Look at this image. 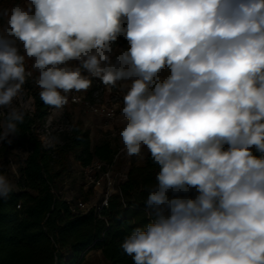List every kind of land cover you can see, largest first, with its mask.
I'll return each instance as SVG.
<instances>
[{
  "label": "clouds",
  "instance_id": "clouds-1",
  "mask_svg": "<svg viewBox=\"0 0 264 264\" xmlns=\"http://www.w3.org/2000/svg\"><path fill=\"white\" fill-rule=\"evenodd\" d=\"M0 20V143L25 120L13 101L30 78L56 110L92 86L82 70L109 91L129 80L122 150L146 148L159 170L150 222L123 253L133 264H264V158L252 151L264 153V0H26ZM119 35L128 48L113 58ZM14 190L0 174V199Z\"/></svg>",
  "mask_w": 264,
  "mask_h": 264
},
{
  "label": "trees",
  "instance_id": "trees-1",
  "mask_svg": "<svg viewBox=\"0 0 264 264\" xmlns=\"http://www.w3.org/2000/svg\"><path fill=\"white\" fill-rule=\"evenodd\" d=\"M17 3L25 0H1L0 8ZM120 44L125 46V42ZM28 83L34 112L25 111L16 136L26 138L29 146L18 170L15 190L7 199H0V264H82L92 249L101 251L106 264H133L120 244L133 228L150 222L144 200L147 188L156 182L158 166L148 153L142 163L130 165L127 179L111 196L108 207L99 213L94 207L73 212L70 204L53 192L61 189L74 172L72 161L80 166L96 159L111 162L118 150L109 141L93 143L81 120H69L70 128L61 132L55 148H45L36 126L51 106L40 99V89L31 79ZM7 111L0 109V132ZM5 148L6 143H0V157ZM252 151L257 158H264V153L254 147ZM92 195L90 189L82 194L83 200L88 202ZM180 195L194 199L198 193L192 189Z\"/></svg>",
  "mask_w": 264,
  "mask_h": 264
},
{
  "label": "rangeland",
  "instance_id": "rangeland-1",
  "mask_svg": "<svg viewBox=\"0 0 264 264\" xmlns=\"http://www.w3.org/2000/svg\"><path fill=\"white\" fill-rule=\"evenodd\" d=\"M1 1V0H0ZM26 3V0H25ZM119 54V49L115 52V55ZM31 65V61H28ZM86 70H82V74L85 75ZM31 79V78H30ZM129 80L118 81L117 85L123 89L126 93L127 88L124 85L130 84ZM90 91V88L87 92ZM86 92V93H87ZM13 106L21 110L31 112L34 109V100L30 91L28 81L23 86V90L20 95L13 101ZM0 109H4L0 107ZM52 118V124L50 131L54 134L55 139L58 140L61 134V128L69 124V120H81L83 126L89 130L90 137L93 143H99L103 141H109L119 152L118 161L116 164V171L118 173H127L130 165L132 163L140 164L144 161L148 155V150L143 148L141 151V156H127L122 150L123 144L120 138V130L123 127L119 116L114 119H107L102 116L96 115L82 107L78 104H73L70 102L61 110L53 109L52 107L48 110L46 116L41 119L36 126V133L39 138L43 141L48 137V133L45 127L47 120ZM12 144H6L5 150L2 152L0 157V174L7 176L13 173V164H19L23 158L27 155V148L29 143L26 138H21L18 136L12 137ZM225 150L227 145L224 146ZM11 163V165H9ZM73 170L72 174L67 177L66 184L62 185L61 190L65 194H69L74 198V200H83L82 194L93 190V195L88 201L90 205L98 204L100 200V191L85 185L84 180L80 174V165L72 161ZM90 207V206H89ZM82 264H106L103 259L99 256H95L92 260L87 259L86 262Z\"/></svg>",
  "mask_w": 264,
  "mask_h": 264
},
{
  "label": "built area",
  "instance_id": "built-area-1",
  "mask_svg": "<svg viewBox=\"0 0 264 264\" xmlns=\"http://www.w3.org/2000/svg\"><path fill=\"white\" fill-rule=\"evenodd\" d=\"M126 27V24H125ZM119 41V43H118ZM120 42H125L123 47ZM113 47V58L115 57V52L120 50H127L128 41L124 35H119L117 40L112 42ZM78 61H70L69 66H78ZM29 66V64H28ZM85 76L92 79V86L89 92L74 93L80 97L79 102L73 103L70 98V102L73 104H78L90 111L93 114L102 116L107 119H114L119 116V108L117 105L122 107L123 96L126 94L120 86L117 85L111 91L104 86L99 78L92 77L91 74L86 70ZM32 80V79H31ZM34 109L30 112L32 114ZM111 113L112 115H109ZM52 124V118L50 117L45 124L48 137L42 144L47 149L55 148L58 140L55 139L54 134L50 131ZM69 124L61 128V131L69 129ZM228 147V146H227ZM119 152L115 155V158L111 162H105L101 160H94L91 164L86 166H80V174L87 187L94 188L100 191V200L98 204L90 205L89 202L78 199L74 200L69 194H64L61 189H53L58 196L66 200L70 204L72 211L76 213L86 212L90 208L94 207L95 211L99 213L103 208L109 206V199L114 194L120 191V185L127 179V173H118L116 171V164L118 161ZM11 165V163L9 164ZM66 184V181H65ZM90 206V207H89ZM20 207V205H18Z\"/></svg>",
  "mask_w": 264,
  "mask_h": 264
},
{
  "label": "crops",
  "instance_id": "crops-1",
  "mask_svg": "<svg viewBox=\"0 0 264 264\" xmlns=\"http://www.w3.org/2000/svg\"><path fill=\"white\" fill-rule=\"evenodd\" d=\"M24 159V158H23ZM23 161V160H22ZM22 161L19 163V164H13L15 166V171H13L12 174H9L8 175V179L11 183H13L14 185H16V182H17V179H18V170H19V167L22 163ZM95 256H99L101 259H102V254H101V251L99 250H96V249H92L90 250L87 255H86V258L87 259H90L92 260Z\"/></svg>",
  "mask_w": 264,
  "mask_h": 264
}]
</instances>
